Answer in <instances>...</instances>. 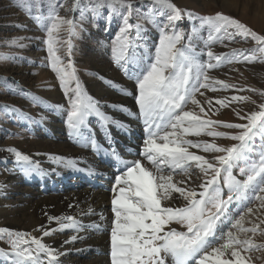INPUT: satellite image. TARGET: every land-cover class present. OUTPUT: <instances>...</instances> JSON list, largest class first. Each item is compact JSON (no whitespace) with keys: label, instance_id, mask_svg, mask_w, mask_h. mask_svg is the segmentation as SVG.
I'll return each instance as SVG.
<instances>
[{"label":"snow or ice","instance_id":"1","mask_svg":"<svg viewBox=\"0 0 264 264\" xmlns=\"http://www.w3.org/2000/svg\"><path fill=\"white\" fill-rule=\"evenodd\" d=\"M153 5L150 9L153 16L163 17L157 24L159 39L154 53L145 48L141 54L137 52L140 45L129 38V32L134 27L137 38L143 31L141 25L129 23L134 13L132 0H94L93 3L94 14L106 7L109 17L113 14L121 17L122 26L111 47L112 56L125 75L135 80L136 104L146 132L139 155L151 165L146 166L141 159L121 161L113 153L124 168L115 177L111 189L114 213L110 230L111 264H250L251 257L243 253L264 251V243L257 244L252 239L258 230L264 235V218H258L259 223L250 221V227L243 225L246 217L254 211L251 206L254 202L258 201L259 207L264 209V102L257 104L250 96L217 99L216 104L221 107H228L231 102L255 105L254 109L243 114L236 111L241 122H224L203 118L200 113L205 116L207 113L196 99V94L203 96L201 89L217 91L210 83L208 70L218 68L222 63H264V35L221 12L198 15L177 7L172 0H153ZM79 8H82L81 0H75L68 11ZM185 16L190 21H199V27L192 28L193 34L203 28L207 30V62L200 61L191 44V36L189 43H181L184 31L178 28L177 22ZM33 18L38 23L41 21L40 16ZM45 19L47 23L42 27L47 34L45 43L50 67L68 96L66 124L75 141L81 143L87 139L85 132L88 130V118L92 115L100 118L102 124L115 123L125 128V125L101 113L98 102L82 87L70 59V41H63L67 45L65 59L58 55L57 45L62 43L58 39L60 32L63 30L69 36L77 35L74 20L60 16L52 5ZM225 37L230 41L236 37L245 41L250 38L256 46L214 54L208 45ZM19 39L13 38L10 46L24 47ZM7 59L9 57L0 56V60ZM129 65L135 71L130 73ZM214 83L223 89L235 87L224 81ZM247 90L264 97V90ZM12 92L23 94L16 93L14 89ZM32 99L36 100L35 97ZM188 103L199 106V112L186 110ZM205 103L209 110H219L213 109L212 99L206 98ZM2 107L6 112H19L12 105ZM124 110L127 111L126 108ZM218 127L231 131H217ZM202 134L213 140L193 141L187 138ZM216 138L231 143H217ZM92 144L95 148V143ZM190 148L213 155L209 159L190 151ZM5 151L14 155L16 164L25 175L38 173L39 169L28 155L14 147ZM53 159L65 167L75 168L73 160L64 157ZM193 166L203 177L198 185L199 191L178 186L184 181H174L177 170L188 175ZM234 171H238V175ZM3 187L0 184V189ZM225 188L228 193L226 198ZM173 193H178L183 199V206L163 203L171 200ZM231 205H235L233 213L229 212ZM48 219L56 221L59 229H46L40 225L36 230L41 231L44 237L57 230L73 229L78 232L84 227L73 216ZM172 224L181 225L186 230L170 227ZM5 239L9 250L0 248V257L7 258V264H60L58 258L64 254L29 232L0 227V240ZM77 239V235H72L70 241L64 243Z\"/></svg>","mask_w":264,"mask_h":264},{"label":"rangeland","instance_id":"2","mask_svg":"<svg viewBox=\"0 0 264 264\" xmlns=\"http://www.w3.org/2000/svg\"><path fill=\"white\" fill-rule=\"evenodd\" d=\"M227 1L229 0H172L177 7L192 11L198 15L224 13L245 23L257 33L264 35V0H237L236 2L233 1L232 4ZM74 2L75 0H0V56L9 57L7 60H0V184L4 185L0 189V227L29 232L38 238H42L44 243L57 250L69 248V243L58 245V235L52 234L44 237L41 231L32 230L37 225L32 214H28L26 219L29 223H32V221L34 222L33 224L36 223L35 226L21 228L12 223L14 212H20V209H25L26 212L31 210L27 208L29 202L24 203V200L23 203H19L17 197L27 194L28 188L35 187L37 191L41 193L45 191L43 193L47 194L52 192L51 190L56 186H49L51 184L49 179H45L46 186H44V182L35 176L36 173L25 175L16 164L14 155L5 151L9 147H14L20 152L26 153L29 150L38 149L40 146H35L37 145L36 143L42 144L43 140L62 142L58 139V136L76 148L79 146L78 148L88 152L92 149L89 139L77 143L70 134V129L66 124V113L69 109L68 96H66L64 89L61 87L57 74L50 67L51 62L45 43L47 34L42 27V24L47 23L45 18L50 11V5L55 6L60 16L73 19L76 24V36H69L63 30L60 32L58 39L62 43L57 45L59 48L58 55L65 59L67 45L63 41H70L72 46L70 59L77 70V76L86 93L98 102L100 112L107 117L112 116L113 113L114 121L123 122V125L124 121H126L127 126H130V119L132 120L134 116V107L138 109L135 99L137 93L135 80L125 75L124 71L114 63L111 51L113 41L122 26L120 15L113 14L109 17L106 7L101 8L98 13L94 14V0H81L82 8L68 11ZM132 2L134 13L129 18V23L141 25L143 31H141L140 37L137 38L134 27L129 32V38L133 43L140 45L137 48V52L143 54L146 48L149 53H154L159 39L157 24L162 21L163 17L153 16L150 11L154 7L153 0H132ZM258 5L263 6V9L261 8L263 11H259ZM35 16L41 17L39 23L33 18ZM177 26L184 31V39L181 43H189L188 38L191 36V44L196 49L200 61L207 62L206 28L200 29L198 33L193 34L192 28L194 26L199 27V21H190L187 16L178 21ZM13 38H20L18 42L23 44L24 47L10 46V41ZM208 46L211 47L214 54L221 55L230 53L233 49H249L256 45L255 41L250 38L245 41L241 37H236L230 41L225 37L212 42ZM128 68L130 73L135 71L131 65ZM208 75L210 83L217 88V91L213 92L211 88L201 89L204 95L196 94V99L205 107L207 115L200 113L205 119L238 123L241 121L236 116V111H240L243 114L244 111L255 108V105L248 102H231L228 107L219 105L217 108L214 107L216 100L223 97L230 99L233 96H250L257 104L264 102V97L257 92L247 90H264V63L259 61L253 63H222L220 67L208 70ZM214 81H224L235 87L223 89L218 84H215ZM12 89L16 93L22 92L23 94H13ZM240 89H244V91H240ZM32 97H35L36 100L33 101ZM206 97L212 99L213 109H219L218 111L209 110L205 103ZM3 105H12L19 112H6L2 107ZM125 108L127 111L124 110ZM186 110L198 113L199 106L188 103ZM20 113H23V115H20ZM137 115H140L139 110L135 112V117ZM124 117L127 118L125 119ZM99 124L100 118L97 116L92 115L88 118V125L93 126L94 129L96 127L97 131H102ZM108 124L112 126L111 130L114 131L113 133L116 135L120 134L115 123ZM56 125H58V129ZM216 130L231 131L223 127H218ZM87 132L88 130L85 134ZM187 138L193 141L207 140L211 142L213 140L212 137L203 134L200 137L190 135ZM216 142L231 143V141L222 138H216ZM44 146L48 148L46 144ZM189 150L198 155H204L209 159L213 155L203 153L195 148H190ZM136 159L142 160L143 158L137 154ZM131 160L134 159L132 158ZM142 162L147 164L144 160ZM91 171L89 170V172ZM42 173L44 174V171ZM234 174L238 175V171H234ZM53 176L56 177V173ZM174 176L177 178L175 181L185 182L178 186L200 190L198 185L202 182L203 177L194 166L189 169L188 175L177 170ZM42 177L45 178L46 176ZM8 178L15 181L6 182ZM57 179L55 184L60 187V190H54L52 193H60L64 199H66V196L62 194L79 184L74 180V184L71 182V187H69L70 182H63L59 186L61 178L58 177ZM114 182L115 179L111 183L113 187ZM62 185H65L64 188ZM42 188L44 189L42 190ZM227 194V189L225 188V198ZM163 203L179 207L183 206L185 202L182 198H179L177 202H173L171 199ZM251 206L254 211L243 221L244 227H250V221L252 220L259 223L258 218H264V209L259 207L258 201ZM33 211L34 209L31 210V212ZM28 212L30 213V211ZM229 212H235V208L230 209ZM55 223L57 222L55 221ZM170 227H175L177 230H179V227L183 228L177 224H172ZM45 228L53 229V226L47 225ZM60 234L69 238L67 234ZM241 235L244 234L241 233ZM252 239L257 244L264 243V235L259 230L252 236ZM0 248L9 250L6 239L0 240ZM82 254L83 251H80L79 255ZM86 254L87 252L82 256L86 257ZM243 254L251 257L250 264H264V251H250ZM76 256H78V253L74 257ZM0 264H7V261L0 257Z\"/></svg>","mask_w":264,"mask_h":264},{"label":"bare ground","instance_id":"3","mask_svg":"<svg viewBox=\"0 0 264 264\" xmlns=\"http://www.w3.org/2000/svg\"><path fill=\"white\" fill-rule=\"evenodd\" d=\"M233 1L236 2L237 0H229L227 2L232 4ZM258 8H260L259 11H263L261 10V8L263 9L262 5H258ZM105 92L107 91L105 90ZM214 107L217 108L218 104H214ZM113 117L114 114L112 113V116H109L110 120L114 121L115 119ZM131 121L133 120L130 119L129 124H131ZM124 122V125L127 126V122ZM57 127L58 125H56V128ZM133 128L134 127L129 128V130ZM58 139L62 142H49L43 140L42 144L36 143L37 145L35 146H40L38 149H32L23 154L28 155L33 164L40 170L35 176L44 182V186H46L45 179H49L50 183L52 182L50 186H56L51 190L52 192H54V190H60V187L54 184L57 183L58 177L61 178V182H59L60 185L58 184L59 186H61L63 182H70L69 187H71V182L74 184V180L79 184L77 183L78 185L76 186L73 185L74 187L62 194L66 196V199H64L60 193L56 194L50 192L46 194L37 191L35 187L28 188L27 194L17 198L19 203H23L24 200V203L29 202L27 208L31 210L34 209V211L31 212V210H28L30 211L29 213L28 211L26 212L25 209H20V212H14L12 223L21 228L27 226L32 227L37 223L32 230H36V227L40 225L44 227L52 225L53 229H59V224L55 223V221H49V217L73 216L84 225L80 231L77 232L73 229H65L62 231L57 230L53 233V235L59 236L58 245H63L66 240L70 241L72 235L78 236L75 242H69V248L58 250L64 253L58 258L60 264H111L110 230L114 220V213L112 212L113 206L111 204L113 198L111 189L113 186L111 183L119 174V171L124 168V164L117 161L111 151L105 153L99 149H95V153L92 154V152L78 148L79 146L76 148L70 145V143H66L60 136H58ZM107 140V144L110 143L112 146L114 144L116 145V141L112 136H108ZM134 142L137 143L136 139ZM43 144H46L50 149L46 148ZM128 145L130 148L131 145ZM134 145H136V148L139 147L137 144ZM122 149L123 148L117 149L114 153L120 157L121 161H129L125 158V152ZM53 157H64L73 160L75 162V168L65 167L63 163H57ZM93 157H95V159ZM145 165L149 167V165ZM89 168L97 172L100 179L96 176L94 178L86 174ZM41 170L44 171V174ZM54 173H56V177L53 176ZM42 176H46L47 178H43ZM176 179V176H174V181ZM14 181V179L8 178L6 182ZM86 182L87 184L85 185ZM64 186L62 185L63 188ZM178 199V193H173V202H177ZM90 209L91 211H89ZM28 214L33 215V219L36 220L35 224H33L34 222L31 216L32 223L27 221L26 216ZM101 216H103V219H101ZM60 233L69 235V238L66 235H64V237L61 236ZM80 251H83L82 255H85L87 252V256L83 257L79 255ZM76 253H78V256L74 257Z\"/></svg>","mask_w":264,"mask_h":264}]
</instances>
